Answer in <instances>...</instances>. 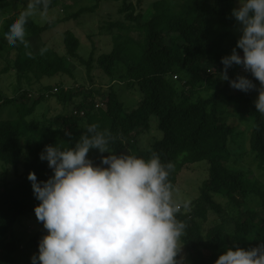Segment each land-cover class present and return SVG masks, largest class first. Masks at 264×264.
<instances>
[{"label": "trees", "instance_id": "16d2710c", "mask_svg": "<svg viewBox=\"0 0 264 264\" xmlns=\"http://www.w3.org/2000/svg\"><path fill=\"white\" fill-rule=\"evenodd\" d=\"M8 1L0 0V3ZM94 1L96 6L101 2ZM105 1L122 2L120 12L126 13L129 25L110 24L109 30L119 27L126 35L114 37L112 51L97 59L93 52L88 60L80 56V40L70 30L64 32L66 54L61 56L46 44L33 51L20 42L12 45L7 41L5 32L20 13L9 17L4 25L0 50L17 51L14 69L19 82L24 79L31 86L34 79H74V69L68 61L77 60L86 66L88 74L95 63L110 82L118 79L126 87L137 89L140 100L136 108L128 111L113 86L101 92L85 85L66 88L65 83L41 86L39 96L33 101L32 93L22 86L15 98L0 93V104L19 103L17 119L0 121V161L12 167L16 175L21 166L24 169L19 182L0 178V264H21L16 255L22 244L14 238V229L22 218L34 214L39 203L27 176L34 172L38 180L44 181L52 175L39 154L46 145L62 142L64 147L70 146L93 123L112 134L109 147L116 154L145 159L157 154L163 163L171 162L174 168L169 181L173 192L185 167L200 162L208 164V175L198 198L177 214L187 226L181 239L186 264H214L233 245L246 250L257 246L264 241V186L248 179L243 170L229 166L238 154L231 148L236 126L228 124L221 108L228 102L236 120L252 122L250 149L260 167L264 166V115L254 106L256 91L232 90L227 81L223 85L216 75L223 68L221 58L228 55L224 44L231 34L229 25L235 22L231 11L238 6V0H161L155 3L152 16L145 22L142 14L135 15L128 0ZM57 5L58 0H50L47 11ZM93 8L81 9L73 16L43 26L29 17L25 39L29 43L31 38L41 36L57 24L77 19ZM130 31L139 32L138 41L129 35ZM241 69L234 65L228 70L229 77L235 79ZM245 76L259 87V82L249 73ZM206 91L213 92L205 96ZM82 96L84 99L77 103ZM49 97L73 109L58 115L56 124L49 120H29L37 106ZM99 103H104V107H97ZM152 117L158 119L156 130L162 133L161 138L153 137L148 149H140L137 143L141 135L152 130ZM66 131L71 133L70 137L65 135ZM99 157L97 150H90L89 158L96 164ZM211 213L217 217L206 227ZM222 214L228 217L225 219ZM38 235L33 239L35 253L43 236Z\"/></svg>", "mask_w": 264, "mask_h": 264}, {"label": "clouds", "instance_id": "9594fccd", "mask_svg": "<svg viewBox=\"0 0 264 264\" xmlns=\"http://www.w3.org/2000/svg\"><path fill=\"white\" fill-rule=\"evenodd\" d=\"M49 4L29 0L9 24L7 41L27 48L28 18L47 19ZM231 16L240 36L231 54L221 58L223 68L216 75L233 89L256 91L254 106L264 115V0H238ZM234 65L259 87L245 75L231 79L228 70ZM112 141L109 131L93 123L70 146L46 145L39 154L52 175L44 181L34 172L27 176L39 201L35 217L46 231L31 264H186L181 239L187 226L177 214L189 202L173 198L169 175L174 165L157 154L149 159L118 155L110 150ZM90 150L100 154L99 164L89 158ZM214 264H264V241L247 250L233 245Z\"/></svg>", "mask_w": 264, "mask_h": 264}, {"label": "rangeland", "instance_id": "374dc122", "mask_svg": "<svg viewBox=\"0 0 264 264\" xmlns=\"http://www.w3.org/2000/svg\"><path fill=\"white\" fill-rule=\"evenodd\" d=\"M159 1L161 0H128V3L133 4L135 15L142 14V22H145L150 19L154 12L155 3ZM27 3H29V0H9L8 2L0 3V38L4 36L3 31L6 20L9 17H13L16 13L25 10L28 5ZM122 5V2L105 0H101L97 6L94 0H58L57 7L46 12L47 19H41L40 15L37 14L31 16L33 21L37 25L43 26L47 23H55V21L59 19L73 16L81 9H90L94 7V10L84 12L77 19H71L59 25L57 24L39 37L31 38L27 48L35 51L43 44H46L59 55L63 56L66 54L63 35L65 31L70 30L80 40V56L88 60L93 52L94 58L97 59L102 54H108L112 51L115 43L114 37L126 35V31H122L119 27H113L112 30L108 28L110 24L115 23H122L124 26L129 25V22L126 20V13L120 12ZM238 27L236 21L229 25L231 34L224 44L225 53L228 55L231 54L232 49L236 46L237 40L239 39L240 32L238 31ZM129 33L134 40H139V32L130 31ZM237 51L242 55V50L237 49ZM16 59L17 51L13 50L9 52L8 48L0 50V93L8 98H15L19 86H22L25 91L28 90V93H32L33 96L30 99L33 101L39 96L38 92L41 86L50 85L56 87L60 83H65L66 88L78 89L85 85L88 89L95 88L101 90V92H106L113 86L128 111L136 108L140 100L137 89L126 87L125 83L120 82L118 79L110 82V79L96 67L95 63L91 68L90 74H88L86 66L81 65L77 60L68 61L69 66L74 69V79L69 77L45 78L39 81L34 79L32 80L31 86H28L24 79H21V82H19L17 72L14 69ZM6 68H8L7 71H5ZM246 74L247 73L244 71H240V75ZM224 83L225 81H222L223 85ZM212 92L213 91H206L203 92V95H211ZM83 97L84 96L77 99V103L81 102L84 99ZM256 98L257 96H255V100ZM222 105V112L225 113L221 115L226 118L228 124H235L236 126L234 141L231 143V148L233 152L238 154L233 156L231 162L234 163H229V166L235 168V170H243L248 179L259 182L264 186V166L260 167L259 164L254 161L250 149L252 122L236 120L231 115V105L228 102ZM70 109L73 108L64 106L54 97H49L37 106L34 115L28 119H38L40 121L49 120L56 124L58 115L66 113ZM18 117V102L0 104V121L17 119ZM157 125V117H152V130L149 133L141 135L137 143L140 149H148L153 137L156 139L161 138L162 133L156 130ZM23 170L21 166L19 174L16 175L12 167L0 161V178L3 177L10 183L19 182ZM207 175L208 164L206 162L195 163L185 167L178 176L177 186L173 192L174 200L178 202L188 201L189 205L193 204L200 194V187L207 178ZM220 201L225 202V200L221 199ZM222 216L224 217V214H222ZM216 217L217 214L211 213L210 221L205 224L206 227L212 225V220H215ZM227 217L228 215L225 214L224 218L226 219ZM230 226H233L232 223ZM41 229L42 225L37 221L34 214L22 218L16 225L14 229V238L21 240L22 244V249L17 253L16 257L21 264H31L30 258L33 253H35V249L32 247L33 239L38 234L39 237L44 235L43 233L45 230L40 232ZM182 255L185 256L183 246Z\"/></svg>", "mask_w": 264, "mask_h": 264}, {"label": "built area", "instance_id": "2783aa9c", "mask_svg": "<svg viewBox=\"0 0 264 264\" xmlns=\"http://www.w3.org/2000/svg\"><path fill=\"white\" fill-rule=\"evenodd\" d=\"M242 71H243V69H241ZM56 91V90H55ZM102 106H104V104L103 103H99L98 105H97V107H102ZM83 114V113H82Z\"/></svg>", "mask_w": 264, "mask_h": 264}]
</instances>
